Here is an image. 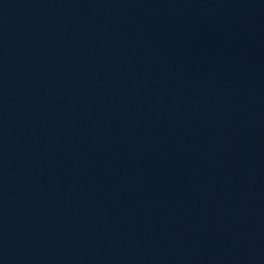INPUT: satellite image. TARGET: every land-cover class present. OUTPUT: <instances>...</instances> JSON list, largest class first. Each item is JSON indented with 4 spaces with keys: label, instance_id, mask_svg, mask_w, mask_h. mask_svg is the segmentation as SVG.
<instances>
[{
    "label": "water",
    "instance_id": "water-1",
    "mask_svg": "<svg viewBox=\"0 0 264 264\" xmlns=\"http://www.w3.org/2000/svg\"><path fill=\"white\" fill-rule=\"evenodd\" d=\"M0 264H264V0H0Z\"/></svg>",
    "mask_w": 264,
    "mask_h": 264
}]
</instances>
